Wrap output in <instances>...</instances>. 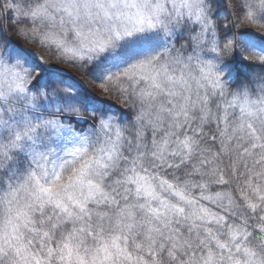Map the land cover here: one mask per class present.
Masks as SVG:
<instances>
[{"label": "snow or ice", "instance_id": "6c2138e0", "mask_svg": "<svg viewBox=\"0 0 264 264\" xmlns=\"http://www.w3.org/2000/svg\"><path fill=\"white\" fill-rule=\"evenodd\" d=\"M0 264H264V0H0Z\"/></svg>", "mask_w": 264, "mask_h": 264}, {"label": "rangeland", "instance_id": "374dc122", "mask_svg": "<svg viewBox=\"0 0 264 264\" xmlns=\"http://www.w3.org/2000/svg\"><path fill=\"white\" fill-rule=\"evenodd\" d=\"M55 66L61 67L59 65H55ZM63 70L68 72L69 75H76L74 73V70H71L70 68L63 67ZM77 78L80 79L81 81H83V83H85V85L88 87V90L91 91L93 95H96L101 100L106 99L105 97L101 96L98 91L94 90V86L91 85L86 79L79 77L78 75H77Z\"/></svg>", "mask_w": 264, "mask_h": 264}, {"label": "trees", "instance_id": "16d2710c", "mask_svg": "<svg viewBox=\"0 0 264 264\" xmlns=\"http://www.w3.org/2000/svg\"><path fill=\"white\" fill-rule=\"evenodd\" d=\"M26 47H28L31 51H33L34 53H36L37 55H40V50H38V49H32L31 48V46L30 45H27ZM49 63H54V62H52V61H49ZM60 66V65H59ZM61 67H66V66H61ZM67 68V67H66ZM72 70V69H71ZM82 83H83V81H81ZM84 85H85V83H83ZM86 86V85H85ZM86 88H88L87 86H86Z\"/></svg>", "mask_w": 264, "mask_h": 264}]
</instances>
